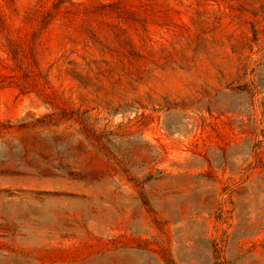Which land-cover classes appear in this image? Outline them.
I'll list each match as a JSON object with an SVG mask.
<instances>
[{"label": "rangeland", "instance_id": "374dc122", "mask_svg": "<svg viewBox=\"0 0 264 264\" xmlns=\"http://www.w3.org/2000/svg\"><path fill=\"white\" fill-rule=\"evenodd\" d=\"M53 1L0 0V264H264V0H123L113 51L59 18L36 65Z\"/></svg>", "mask_w": 264, "mask_h": 264}, {"label": "trees", "instance_id": "16d2710c", "mask_svg": "<svg viewBox=\"0 0 264 264\" xmlns=\"http://www.w3.org/2000/svg\"><path fill=\"white\" fill-rule=\"evenodd\" d=\"M40 3V2H39ZM38 3V4H39ZM127 3H124L123 0H118L114 2L102 3L97 1L84 2L82 0H54L51 7H43L38 6L37 9L33 10L31 17H36L38 22V28L36 32L32 35L31 40V53L33 54V59L36 65L38 64L37 59H35V55L37 53L39 43V35L40 32L46 30L50 27L54 21L64 19L62 25L66 23L72 24L73 22L79 20L81 22L80 29L82 34L85 36L88 44H92L100 47L102 50L113 51L117 50L112 48L110 44L102 37L101 27L109 26V23L106 20V17L110 16L114 12L121 11L127 7ZM1 13V11H0ZM29 16V19H32ZM60 18V19H59ZM121 18V17H120ZM129 19H122L120 21V25H126L129 23ZM2 24V31L0 34H3V30L7 29L6 22L4 19H0ZM97 23V26L94 24ZM6 40V52L8 55V60L13 63V70L17 73L21 72V82L22 84H18L17 86L24 89L25 86L29 85L28 79L31 77H35V71L27 64L25 50L18 43L12 41L11 39L5 37ZM121 52L123 51V56L125 58H133L137 57V53L135 51L134 46L132 45L130 40L123 41V44L118 48ZM37 67V66H36ZM8 79H17V76L7 77ZM6 78V79H7ZM14 83V82H10ZM64 112V111H63ZM66 112L63 113L62 116H58L57 114L47 115L46 117L49 119V123L53 120H57L60 122L61 117L65 118L64 122H73V125L79 124L76 120L69 118L66 119ZM82 127L79 128V132L82 137L86 140L91 139L93 132L86 126L85 123H81Z\"/></svg>", "mask_w": 264, "mask_h": 264}]
</instances>
